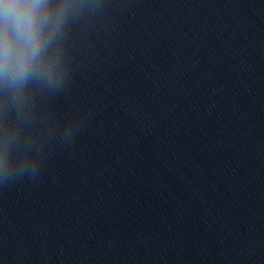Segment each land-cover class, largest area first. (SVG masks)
I'll list each match as a JSON object with an SVG mask.
<instances>
[{
    "label": "clouds",
    "instance_id": "obj_1",
    "mask_svg": "<svg viewBox=\"0 0 264 264\" xmlns=\"http://www.w3.org/2000/svg\"><path fill=\"white\" fill-rule=\"evenodd\" d=\"M107 0H0V183L35 177L52 140L71 144L82 115L52 102L74 83L70 40Z\"/></svg>",
    "mask_w": 264,
    "mask_h": 264
}]
</instances>
